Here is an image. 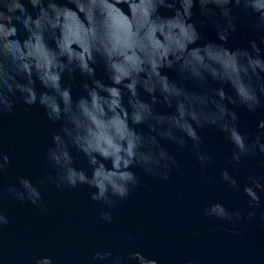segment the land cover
I'll return each instance as SVG.
<instances>
[{
	"label": "clouds",
	"instance_id": "clouds-1",
	"mask_svg": "<svg viewBox=\"0 0 264 264\" xmlns=\"http://www.w3.org/2000/svg\"><path fill=\"white\" fill-rule=\"evenodd\" d=\"M125 2L132 10L131 21L111 0H67L74 8L54 0H26L37 10L35 18L21 0H0V117L12 112L14 98L19 94L25 105L39 103L48 120L63 121L60 131L52 133V144L46 150L47 160L56 170V175L48 180L57 189L82 186L94 189L89 198L109 209L100 212V219L108 224L113 221L111 209L141 185V178L131 170L133 167L165 181L170 179L173 168L180 170L176 158L157 137L174 142L180 150L188 148L190 140V150L202 168L214 160L197 131L205 126L218 127L233 144L229 165H239L244 157L255 155L257 149L264 153L261 143L264 131L248 142L247 134L238 130L236 113L225 104V100L233 105L243 104L251 112L260 106L257 93L264 95V77L260 75L264 73V59L260 58L256 42H251L252 52L231 51L215 43L196 46L200 35L190 22L194 0H116V4ZM198 2L204 15L214 16L208 5L222 10L226 22L212 20L220 41L226 42L236 31V17L228 7L233 3L237 7L242 5L245 11L258 13L254 27L264 30V0ZM161 7L174 10V15H160ZM21 30L27 33L23 40L19 38ZM49 40L54 42V48L49 46ZM261 42L264 43V37ZM98 60L103 62L110 84L96 79ZM173 68L178 70L181 80L194 82L201 92L190 91L162 74L163 69ZM77 71L85 77L82 86L87 95L73 102L71 85L65 86L63 79L67 74L69 80H75ZM209 78L230 84L235 97L222 88L209 93ZM36 81L44 89L39 95ZM141 89L151 97L150 103L141 99ZM158 103L175 106L174 114L155 111L153 105ZM138 125H147L155 135L138 131L134 127ZM259 128L264 129V121ZM73 149L87 160L91 175L87 169L75 167ZM104 161H110L111 167ZM11 162L0 146V174ZM259 166L264 167V160ZM219 175L230 189L240 190L226 168ZM206 179L213 183L211 178ZM248 180L243 193L248 197L249 207L256 209L261 205L264 183L255 176H249ZM41 183L34 184L21 177L19 185L23 191L10 186L7 192L20 201L27 199L37 205L42 199L38 187ZM205 215L233 221L252 220L256 213L249 211L245 217L243 210L233 213L216 202ZM261 219L264 220V211ZM8 223V217L0 210V230ZM111 256V252L97 251L91 260L94 264ZM133 261L158 264L156 259L138 251L132 252L127 261L117 256L112 264ZM34 264H54V260L44 256L35 259Z\"/></svg>",
	"mask_w": 264,
	"mask_h": 264
},
{
	"label": "water",
	"instance_id": "water-1",
	"mask_svg": "<svg viewBox=\"0 0 264 264\" xmlns=\"http://www.w3.org/2000/svg\"><path fill=\"white\" fill-rule=\"evenodd\" d=\"M21 2L35 18L37 10L32 9L26 0ZM54 2L74 8L67 0ZM111 3L121 9L129 21L132 20L128 2L116 4V0H111ZM176 7H180L179 3ZM208 7L214 16L211 13L202 14L198 0H194L190 22L195 24L200 35L196 46L215 43L231 51L247 49L252 52L251 42L255 41L261 50L260 58L264 59V43L261 42L264 30L254 27L258 13L245 11L242 5L230 4L231 15L236 17V31L223 42L219 40L218 28L212 22L213 19L221 24L226 22L222 10L215 5ZM158 12L165 17L174 15V10L164 7ZM16 26L21 28L18 24ZM26 36L27 33L21 30L19 38L23 40ZM49 46L54 48V42L49 40ZM95 69L96 79L105 84L111 83L102 61L98 60ZM162 74L190 91L201 92L194 82L181 80L176 68L163 69ZM260 75L264 77V73ZM75 77V80H69L65 74L63 79L65 86L71 85L73 102L87 95L82 86L85 77L78 71ZM220 88L235 97L230 84L209 78V93ZM36 90L38 95L44 91L39 81H36ZM140 94L141 99L151 102L148 93L141 89ZM257 94L261 104L255 112L249 111L243 104L233 105L225 100L229 110L236 113L238 130L242 135L247 134L248 142L254 141L264 131L259 128L260 122L264 121V95ZM14 99L12 112L0 117V146L12 161L0 174V192L3 193L0 210L9 219V223L0 230V264H34L35 259L44 256H51L54 264H93L91 258L97 251L111 252L112 256L94 264H112L117 256L127 261L130 254L137 251L149 259H156L158 264H187L188 261L192 264H264V220L261 219L264 194H261L260 207L252 209L243 193L244 186L250 183L249 176H255L264 183V167L259 166L264 160V153L258 149L255 155L244 157L239 165H229L227 160L231 158L233 144L218 127L205 126L197 131L214 160L202 168L190 150V140L189 147L180 150L174 142L157 137L176 158L180 170L173 168L170 179L165 181L133 167L131 170L141 178V185L128 199L117 202L116 207L111 209L113 221L108 224L100 219V212L109 209L89 198L94 189L88 186L57 189L48 180L49 176L56 175V170L47 160L46 150L52 144V133L60 131L63 121L53 123L48 120L39 103L25 105L19 94ZM153 107L160 114L175 112V106L170 108L163 103ZM134 127L146 135H155L147 125ZM261 143H264V137H261ZM72 155L76 158L75 167L87 169L91 175L83 155L74 149ZM104 163L111 167L110 161ZM225 168L237 180L239 191L230 189L220 180V171ZM21 177L30 179L34 184L42 182L38 185L42 199L37 205L8 194L10 186L23 191L19 185ZM206 177L211 178L213 183H208ZM216 202L223 203L233 213L243 210L245 217L249 211H254L256 215L252 220L233 221L205 215L208 207ZM236 232L241 234L236 235Z\"/></svg>",
	"mask_w": 264,
	"mask_h": 264
}]
</instances>
